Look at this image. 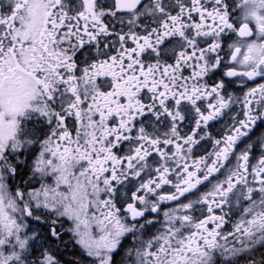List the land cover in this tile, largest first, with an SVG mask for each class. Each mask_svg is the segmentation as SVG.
<instances>
[{"label": "snow or ice", "instance_id": "obj_1", "mask_svg": "<svg viewBox=\"0 0 264 264\" xmlns=\"http://www.w3.org/2000/svg\"><path fill=\"white\" fill-rule=\"evenodd\" d=\"M0 264H264V0H0Z\"/></svg>", "mask_w": 264, "mask_h": 264}]
</instances>
